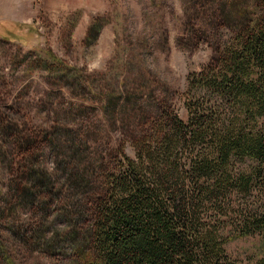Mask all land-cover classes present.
<instances>
[{
    "label": "trees",
    "instance_id": "trees-1",
    "mask_svg": "<svg viewBox=\"0 0 264 264\" xmlns=\"http://www.w3.org/2000/svg\"><path fill=\"white\" fill-rule=\"evenodd\" d=\"M250 1L255 17L239 2L233 3L239 17L223 16L229 38L189 73L192 93L180 94L171 107L172 96L140 93L130 105L116 97L104 103L107 111H129L135 103L133 113L144 120L116 145L107 126L84 128L90 114L81 105H67L54 135L46 133L47 148L57 149L62 136L74 146L61 164L70 193H77L69 206L70 236L78 217L85 219L80 235L69 236L77 241L76 264H236L225 244L247 236L260 243L253 264H264V0ZM66 119L80 123L71 127ZM88 137L98 145L86 156L79 145ZM14 145L21 147L16 153L33 152L39 142L20 135ZM245 160L253 164L243 171ZM23 170L30 177L21 190L32 199L36 175L30 166ZM48 186L49 178L41 184ZM1 259L12 264L5 254Z\"/></svg>",
    "mask_w": 264,
    "mask_h": 264
},
{
    "label": "rangeland",
    "instance_id": "rangeland-1",
    "mask_svg": "<svg viewBox=\"0 0 264 264\" xmlns=\"http://www.w3.org/2000/svg\"><path fill=\"white\" fill-rule=\"evenodd\" d=\"M235 2L257 15L250 0H0V263L2 254L12 264L77 263V241L70 237L80 235L85 219L78 217V231L70 236L69 206L77 193H70L61 164L74 146L62 136L57 149L47 148L46 133L54 135L67 105H81L90 114L84 128L107 126L110 145H116L144 120L133 113L135 103L129 111H107L109 98L130 105L135 93L168 95L171 107L180 94L192 93L187 77L229 38L223 16L239 17ZM64 123L75 127L80 121ZM20 135L27 141L35 136L36 151L16 153ZM86 139L79 146L88 156L98 142ZM252 164L245 160L241 169ZM29 166L36 175L32 199L21 190L30 177L22 168ZM74 204L80 209L82 199ZM259 244L257 236H247L225 249L236 264H253Z\"/></svg>",
    "mask_w": 264,
    "mask_h": 264
}]
</instances>
